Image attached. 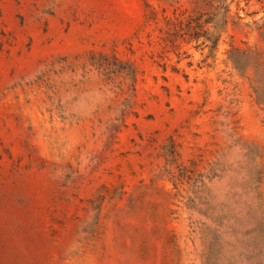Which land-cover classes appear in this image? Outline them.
<instances>
[{
    "label": "rangeland",
    "instance_id": "374dc122",
    "mask_svg": "<svg viewBox=\"0 0 264 264\" xmlns=\"http://www.w3.org/2000/svg\"><path fill=\"white\" fill-rule=\"evenodd\" d=\"M263 32L264 0H0V264H264Z\"/></svg>",
    "mask_w": 264,
    "mask_h": 264
},
{
    "label": "trees",
    "instance_id": "16d2710c",
    "mask_svg": "<svg viewBox=\"0 0 264 264\" xmlns=\"http://www.w3.org/2000/svg\"><path fill=\"white\" fill-rule=\"evenodd\" d=\"M226 12L228 13L229 12V9L226 7ZM263 35H264V32H263Z\"/></svg>",
    "mask_w": 264,
    "mask_h": 264
}]
</instances>
